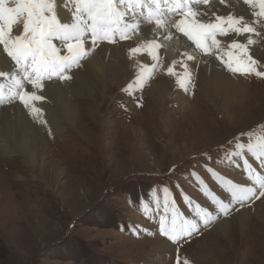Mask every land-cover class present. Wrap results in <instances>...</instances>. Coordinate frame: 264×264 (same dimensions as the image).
<instances>
[{
    "label": "rangeland",
    "instance_id": "obj_1",
    "mask_svg": "<svg viewBox=\"0 0 264 264\" xmlns=\"http://www.w3.org/2000/svg\"><path fill=\"white\" fill-rule=\"evenodd\" d=\"M237 1L242 6L245 3ZM229 3L228 7L235 6ZM245 4L251 18L243 17L240 27L248 24L255 31L237 35L230 30L217 44H209L207 54L228 74L245 78L248 86L242 106L214 108L200 94L193 103L198 112L188 116L176 105L181 96L184 98L180 102L187 104L195 89L193 75L190 80L189 73L183 77L186 63L181 60V68L173 69L167 79L168 89L176 99L169 96L159 106L139 94L127 103L130 91L125 87L116 101L105 100L97 108L103 120L88 115L77 124L76 133H71V140L64 143L66 148L61 149L56 138L46 137L51 146L57 143L54 153L70 157L68 161L60 160L63 172L55 179L52 173L58 169L54 164L46 162L33 169L25 167L19 158L11 166L0 162V264H176L177 258L180 264H264V226L255 220L256 227L243 234L232 221L229 238L223 239L208 229L175 247L163 235H155L151 226L167 216L176 221L181 208L185 209L184 220L175 227L191 225V221L186 222L190 219L186 211L193 210L194 203L206 201L208 188H219L220 176L232 180L239 177L235 168L224 162L222 154L229 146L241 145V140L251 141L249 145L254 150L264 144V77L234 73L218 59L220 56L233 64L251 56L257 62L253 67L264 72V20L254 15V7ZM174 25L173 20L171 26ZM144 27L148 25L140 29ZM134 35L140 37V30ZM151 36L152 33L148 35ZM233 42L242 47H230ZM148 45L152 46L148 53L153 59L154 44ZM185 46L186 54L193 55L187 40ZM140 67L141 63L138 73L142 71ZM157 68L158 65L153 68V74ZM183 84L187 91L180 88ZM130 125L140 131L131 130ZM238 150L248 154L251 151L249 147L244 151V146ZM51 151L46 157L50 163ZM235 157L230 154L226 159L238 166ZM14 169L20 171L11 172ZM221 190H225L224 185L214 194H221ZM222 199L216 198L215 212L226 204ZM236 204H227V212L232 210L226 219L240 210ZM156 239L167 246L160 249Z\"/></svg>",
    "mask_w": 264,
    "mask_h": 264
},
{
    "label": "bare ground",
    "instance_id": "obj_2",
    "mask_svg": "<svg viewBox=\"0 0 264 264\" xmlns=\"http://www.w3.org/2000/svg\"><path fill=\"white\" fill-rule=\"evenodd\" d=\"M229 2V5L235 6H231L232 8L229 6V8L226 0L222 2L221 5H226L228 9L225 7L223 8L215 1L208 2L203 11H207L208 16L206 13H201L202 8H198L195 10L197 16H188L189 20L192 23H196L200 20L207 23L215 22L216 16L227 18L229 15L239 18H251V14L247 11V9H249L247 4L244 3L243 6L239 5L240 1L237 0H229ZM7 4L9 7L14 6V0H7ZM64 5L65 0H56V15L61 22L70 23L73 20L71 15L73 7L71 4L67 7ZM249 5L256 9L255 13L259 12V6L254 0ZM259 18L264 20V17ZM179 20L180 19L174 20V24ZM256 23L262 24V21L257 20ZM225 27L227 26L225 25ZM21 31L22 25L15 28V34H20ZM122 33L123 32H121V34ZM150 33H152L153 37H148ZM140 35V37H136L129 34L125 35L121 41H115L114 43L105 41L95 45L87 43L90 37L86 35L85 47L89 55L87 53L84 58H88L83 59L79 67L73 65L71 72L72 79L66 81L44 80L42 81L45 85L43 91L33 89L27 80L25 85H21L19 83L9 82L4 77L0 78V162H3L2 165L11 166L14 161H17L19 158L22 159L21 162L24 163L23 165L25 167L28 166L29 168L36 169L37 165L44 166V163L47 162L48 165L54 164L57 166L58 170L52 173L55 179L58 173L61 174V172H63L62 169H60V160L68 161L70 157H60L57 153H54L53 149L55 150L57 148V143H53V146H51L46 140V137L56 138V141L61 142L60 148H66L64 143L68 142L69 139L71 140L70 136L74 132L76 133L77 124L83 122L88 115L103 120L104 116L97 108L103 105L105 100L110 102L116 101L124 92L123 89L125 87L130 91V96L127 95V103H132L139 94H142V97L160 106V104L165 102L167 97H174V93H171L168 89L167 79L169 78V72L167 70L169 67L172 69H180V62L178 61L181 60L186 63L182 71L184 74L183 77L189 73L187 75V80H190L193 75L195 88L194 96L187 104L180 102L184 96L179 97V101L175 97L174 98L176 99L177 107L181 108L185 113H188V116L194 115L192 114L193 112H198L193 103L198 99L200 94L204 100L208 99L211 106L214 108L223 106L225 110H227V106L230 105H243V94L246 91V86H248L245 78L228 74L210 55L203 53L205 56L201 55L202 58H197V56L186 54L187 46L185 45L187 38L179 35L177 29L171 26V22L166 24L164 31L160 32L156 24H150L148 27L140 29ZM162 37H168V39L166 41H161ZM110 38L113 39L112 36L108 37V39ZM175 40H177L178 43H176ZM98 41L99 39H97V42ZM150 41H153L154 44H156L157 41H161L166 47L163 49L154 46L153 59L150 58L148 53V51H152V46L146 47ZM133 48L137 49V51H131ZM193 52L196 53L194 49ZM140 63L142 71L138 73ZM175 63H177L176 67H174ZM156 65H158L159 68H157L158 70H155L153 74V68ZM14 68L15 64L5 57L0 46V70L11 73ZM15 70L16 69H14V71ZM182 72L180 71V76ZM155 76L158 77L154 79ZM11 77L19 79V73L13 72L11 73ZM130 85L131 87H129ZM180 88L186 90L184 84L183 87ZM21 89L29 92L36 91L38 94L45 97L43 101H38L34 105L43 110L42 115L38 117L31 108H25L19 103L18 94ZM176 89H178V87ZM174 92L178 93L177 90ZM3 93L12 96L16 100L5 103L9 96L5 97ZM129 106L132 107L133 104H129ZM91 108H93V111H91ZM220 113H222V110H220ZM222 114L226 113L223 112ZM129 127L133 131H140L137 127H131V125L128 126V128ZM48 151H51L53 154L52 163H50V160L46 161ZM234 162L238 164L237 167L243 164V162L239 161L238 157H235ZM18 171L20 170H11L13 173ZM237 174L239 178H241L240 173L237 172ZM18 177H21V175L17 174V178ZM67 185H69V183ZM223 185L225 190H221V194H214L215 191H213L215 198H223L225 200L223 202L229 206L240 203L236 202L233 198L230 190L231 185L229 183H223ZM21 214H23V212ZM1 215H3V213ZM0 217L2 218V216ZM232 218L234 219L231 220ZM253 220L264 226V197L252 199L249 204L241 207L240 210L230 218L226 219V217H224L217 220L208 232L213 231L219 234V237L222 236L223 239H226L231 235V226L234 223L238 224L241 234H243L248 231V228L253 230V228L256 227ZM232 221L235 222L233 223ZM193 223H195L194 220L190 222V224ZM157 241L160 249L167 246V241ZM158 262L159 261H157V263Z\"/></svg>",
    "mask_w": 264,
    "mask_h": 264
},
{
    "label": "snow or ice",
    "instance_id": "obj_3",
    "mask_svg": "<svg viewBox=\"0 0 264 264\" xmlns=\"http://www.w3.org/2000/svg\"><path fill=\"white\" fill-rule=\"evenodd\" d=\"M123 3V0H120ZM253 0H245L251 4ZM259 6V12L255 16L264 17V0H254ZM207 3V0H205ZM72 5L71 13L73 20L70 23L61 22L56 15V0H14V6L9 7L7 0H0V46L3 52L12 62L18 71L25 73L26 79L33 89L43 91L44 80L52 81L56 78L60 81L72 79L73 65L80 66L82 59L87 55L86 34H90L87 43L95 45L97 39H108L109 34L119 31L122 25L124 14L116 5V0H65V7ZM185 16L196 17L197 13L187 11ZM229 15L227 18L216 16L215 22H202L188 24L184 19L176 22L174 27L192 41L198 49H203L208 54L206 41L211 37V43L217 44L215 33L226 35L225 25L237 35L241 32H254L255 29L248 24L240 27L241 20ZM159 23V22H158ZM22 25L20 34H15V28ZM54 41L64 44V49L58 48ZM111 42V41H109ZM252 41L249 40V43ZM232 48H241L236 42L230 45ZM135 52L137 49L133 48ZM66 52V54H62ZM191 58V57H190ZM222 63H226L232 72L242 74H255L264 77V72L257 71L253 66L257 63L248 57L247 62L241 65L237 60V67H233L231 61L225 62L223 57L218 56ZM173 72L171 67L167 70ZM11 73L0 70V78ZM131 87V85L129 86ZM183 87V85H182ZM19 103L25 108H31L39 117L43 110L35 107V103L43 101L45 97L36 91L29 92L21 89L18 94ZM243 148V145H237ZM251 150V145L248 146ZM261 163H264V145L260 147ZM240 155V153H236ZM245 164L247 161L245 160ZM259 195L253 188L233 186L231 189L233 198L240 203H246L255 197H264V181L259 183ZM222 210L227 214L228 205L221 204ZM207 222V221H206ZM197 230L195 223L188 227H173L172 232L165 226L163 220L160 224V232L173 242H179L185 233L191 235ZM175 234H172V233ZM176 264H180L177 258ZM184 264H188L187 261Z\"/></svg>",
    "mask_w": 264,
    "mask_h": 264
}]
</instances>
